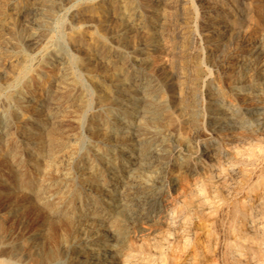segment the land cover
Returning a JSON list of instances; mask_svg holds the SVG:
<instances>
[{"label": "bare ground", "instance_id": "1", "mask_svg": "<svg viewBox=\"0 0 264 264\" xmlns=\"http://www.w3.org/2000/svg\"><path fill=\"white\" fill-rule=\"evenodd\" d=\"M114 2L112 0H109L108 3L105 2L106 4L99 3L94 6H79L73 10V13L74 15H80L83 12L89 11V13L91 12L92 16L97 19L99 25L111 26V23L113 22L111 19L113 17H111V15L116 11H119L115 6L117 5V3L114 5ZM141 2L143 3V5H148L150 3H145V0H142ZM252 2V4L255 3L254 8L256 9L257 13L251 20V26H249L248 24L249 28L247 31H245L246 33L242 40L237 44L235 49L233 48L234 51L230 55L232 57H228V59L235 62L232 63L230 62V60L226 63L223 62L225 63L223 73L220 72V74H223L220 78V81H222L224 84L223 89L221 90H224L222 91V93L225 96L220 98L219 93L209 94L210 98H208V100L210 102V106L208 107V109L206 108L207 113L209 114L208 122L212 127V133L214 132L218 135L221 134L225 138H230L229 140L231 141L241 140L242 136H244V133H236L234 131H230L229 127L227 128V124L231 125L232 127L234 126V122L231 119V114L235 109H237L239 106L241 108L243 107L247 112H249L250 115L254 116V113L258 111V108L262 107L264 109V92L262 91L260 94L256 93L258 88H264V64L261 65L260 62L257 61L259 63L256 62L255 64H252V67H247V69L244 70L245 72L238 75H236L235 73L234 66V64L236 65V63L238 62L239 58L241 59L242 57H244V54H254L257 51H263L264 48V0H253ZM57 6H59V0H42L40 1V3H36V5H29L25 2H17L12 4L10 10H12L13 14H15L16 16L21 15V13L25 10H30L34 14L37 13L38 15H40L39 25L45 32L47 29H49L50 22L54 18V15H56L54 14V11ZM168 16L170 15L168 14ZM250 17H252V14ZM151 18L152 19H150L147 23H150L149 27H152L151 40L153 41L156 36H164L165 17L163 18L164 20H159L156 17ZM136 20L137 22H133L136 30L144 29L145 21L137 18ZM238 20L239 19H235L232 24L229 23L223 26L222 32L227 33L228 35L226 36L233 37V35L237 33L235 30H239L243 27V24L245 25V23H242V25L239 26L238 23L241 20ZM167 21H169V19ZM128 30H126V32ZM139 33L141 32L139 31ZM67 41L69 44L76 46L83 51V56L75 59L74 62L85 71L86 80L87 82H89V84L92 85L94 89L96 103L103 111L102 113L106 115H112V113L110 112L113 109L112 106L117 105L122 101L124 103L125 110H127L128 112H134L136 108H141L142 116L139 119L138 124L135 123L136 128H134L135 131L133 132L132 138H125L124 140L128 143L121 144H116L118 140L115 142V144L110 143V140L115 134H117L116 132L121 130V126L124 121H122V123H119L120 125L117 124L118 127L111 128L108 122L105 121L106 119H99V117L97 119L95 118V116L91 117L93 118L92 122L90 121V129L92 130V134L105 143H95V141L94 143H87L85 148L79 150L78 153L72 157L73 153L75 152V148H77L75 146V143H72L74 141L73 136L71 134H66L62 131H59L57 129V126L56 128H54L55 126L53 127V125L57 121L54 122L52 120H55L57 113L61 111H71L76 114L81 113L85 106V100L87 98H85L84 100L85 96L83 97L82 92L80 93L79 91H77L75 79H73V77L68 72V57H66L63 52L59 51L58 53L50 48L45 51V59H47L50 54H53L59 61V64L61 66L58 67L59 70L57 69V74H43V78H41L38 82V99H36L37 101H34L35 99L28 100V98V101L23 104V107L21 106L22 104H17L18 111L29 113L32 117V121L28 123L31 124V127L29 129L30 131H32L31 136L35 142L32 148H29V150L33 152L31 166L35 170V173L33 174H35L34 183L36 185L33 188V191L35 190L37 196L42 195L43 191L48 187V184H42V182L45 181V177H47V175H52L53 177L62 175L66 178L69 175L73 176L74 174H77V179L79 180L82 188H85L88 191L94 189L97 192V194L95 193V197H97L96 203L100 202L101 204H104L107 207L106 212L119 210L120 208V210H122L123 208L126 209L127 207H131V209H128L127 211V220L122 221V223H115L112 226H110V223L109 227L106 226V220L109 219V217H107L108 213L98 210L96 205L92 208L88 207L87 209H84L82 203L83 192L77 197V202H70L69 205L72 204L74 209L69 208L68 205L66 207L63 206L64 209L62 210H59L57 208L58 210L51 211L48 216L51 219V222L75 225V231L72 233V235L69 236L68 242L65 243L66 246H64L67 253L65 255V258H63L65 259V264H264V167H261L262 170H259L260 174H255L259 176L257 181H254L255 183H257V186L254 187L253 185H249L248 189L246 187V190L244 189V199L240 200V190H242L243 187L248 184L250 178L247 174H243V172H241V169L239 168L240 165L238 166L239 161L237 160L238 153L236 151V148L235 152L233 153L232 150L234 151V148H228L227 145L220 146L219 144H215L216 148L210 150L204 143H185L183 140L182 141L184 143H159L158 141L160 140H145V136L143 134L144 130L142 129L145 123V119L153 124L155 131H153L152 129L151 130L154 132V134L158 136L160 135V131L157 125H154V120L156 119L158 114L155 110L156 106L151 103V94L153 92L149 90L146 95L144 92V95L140 96L141 102L139 103L138 101V104L130 102L131 100L126 101L127 99H133L134 93L129 92L128 89H126L127 91L123 89L122 86L124 80L118 78V75H121L123 66L120 65L121 62H118L116 58H119L121 60L122 55L120 56L117 50H114V48L112 49L109 46V43L103 35L99 34L98 36H92L90 37V40L87 41L85 40V37L82 35V33L72 31L67 34ZM217 42L219 41L217 40ZM143 45L144 46L142 50L145 49L146 44L144 43ZM160 45L162 44L160 43ZM92 52L97 56V58L105 61L106 65L110 66L111 71H107L106 69H97L96 65L88 57L89 53ZM167 54H170V52H168ZM148 55L150 56V53H148ZM15 56L17 57L18 61L15 66L14 79L21 80L29 72H31V67L27 65L28 58L22 52V43L21 40H19L18 36H16ZM175 56H173V58ZM157 59L159 61L161 57ZM163 61L165 62V60ZM165 65H167V63ZM182 66L183 65H181V68ZM177 67L178 66L176 65L175 68ZM175 68L174 71H176ZM178 69L179 68H177V70ZM237 72L240 71L237 70ZM186 74L188 73L186 72ZM182 79L181 81H183ZM54 81L56 82L58 87L56 89H52L53 87H50L51 83H53ZM3 89L0 88V91ZM42 93H46L45 96H43ZM125 96H129V98L126 99ZM10 100L11 99H9V101ZM185 102L186 101H184L183 103ZM260 112L258 113L260 114ZM44 116L46 123L43 122L44 118L42 120V117ZM232 116L235 117L234 115ZM46 120H51V122H53V125L51 124L53 128H51L49 131L46 130V133L40 137V133L38 130H40V128H42L44 124H47ZM205 122L207 123V121ZM123 126L125 127V125ZM151 130L149 132H151ZM141 131H143V133ZM68 132L70 133V130ZM87 133L90 134L91 132ZM252 139H255V137ZM161 140H163V138ZM123 145L126 147H124ZM167 149L173 155H175L172 161L166 158L165 151ZM124 152L125 154L129 152L130 156L125 157V159H120V155ZM251 156H253L252 158H250V160L252 159L251 165L260 168L264 160V151L260 149L259 152ZM105 172L110 173L109 179H105V175H103ZM51 179L53 178L50 177V180H48V182L51 181ZM18 181L21 180L19 179ZM165 181L169 184L172 192V198H170L171 201L165 199L166 196L162 195L161 192L156 191L157 188H159ZM234 181L237 182L236 184L238 186L232 185V182ZM105 182L116 183V185L117 183H120L121 187L120 189H114L113 187L107 186ZM89 194H86V196L88 197ZM22 195L24 194L22 193ZM73 197H75V195H73ZM160 200L163 202L162 206L160 205V215L157 214L159 216L155 218H147L146 214H144L145 208ZM229 203H232V208L231 210L229 209L228 213L229 217H223V214H225L224 206ZM48 210L49 209H47V211ZM2 218L3 217L0 216V229L3 226L2 224L4 221V218ZM47 223L50 225L49 222ZM50 234L53 235V233ZM6 236L7 235H5V237ZM46 236L48 235L46 234ZM32 239L34 240V238ZM49 240H51V238ZM28 241L30 242V240ZM26 242L27 241H25V243ZM23 243V250H28L29 246L27 247L26 245H24L25 243ZM28 251V253H30V250ZM12 252L10 250L5 251L0 248V264H15L12 261ZM36 253L37 252H35L34 256H36ZM62 253L65 252H61V254ZM30 254L31 255H27L32 256V253ZM55 256L56 254L49 253V255L46 257L48 259H53ZM35 259H37V257ZM58 259L59 258H57L56 260ZM33 262L35 263V260Z\"/></svg>", "mask_w": 264, "mask_h": 264}, {"label": "rangeland", "instance_id": "2", "mask_svg": "<svg viewBox=\"0 0 264 264\" xmlns=\"http://www.w3.org/2000/svg\"><path fill=\"white\" fill-rule=\"evenodd\" d=\"M40 1L42 0H0V88L1 89L4 88L3 90L0 91V216L4 218V219L2 218L4 221L2 224L3 226L0 229V232H1L0 233V248L5 251L10 250L11 252L12 251L14 252V253L12 252L13 254L11 253V255L13 257L12 261L15 264H31V263H34L33 262L34 260L36 264H44V263L65 264L64 262L65 259L63 258H65V255L67 253L65 251L64 246H66L65 243L68 242L69 236L72 235V233L75 231V225L74 224L53 223L51 222V219L48 216L53 210L54 211L58 209L62 210L64 209V207L68 206L70 202H77V197L79 196V194L81 195L82 192H83L82 193V197H83L82 203H83L84 209L85 208L87 209L88 207L92 208L96 205L98 210L108 213L107 217H109V219L106 220V226L108 227L110 223H111L110 226H112L115 223H122V221L127 220L126 218L128 217L127 211L128 209H131V207L129 208L127 207L126 209L123 208L122 210H120L121 208L119 210H114V211L111 209L113 212L112 211L106 212L107 207L104 204H101L100 202L96 203L97 197L95 196L97 192L94 189H92L91 191L90 190L88 191L87 189L82 188L81 184L79 183V180L77 179L78 178L77 174H74L73 176L69 175L66 178L62 175H58L54 177L52 175L51 176L49 175L50 177L53 178L49 182L48 180H50V177L47 175L49 179L45 177V181H43L42 184L43 185L48 184V187L43 191L42 195L37 196L35 190L33 191V188L36 185L34 183L35 174H33L35 173V170L31 166V159H32L33 152L29 150V148L31 149L32 146L35 144V142L31 136L32 131H30L29 129L31 127V124L28 123L32 121V117L29 113L18 111L17 104L19 105L22 104L21 106L23 107V104H25V102L28 100L35 99L34 101H37L36 99H38V96H37L38 82L40 81L41 78H43L44 76L43 74L44 73H50V74L56 73L57 74L59 70L58 67H60L61 65L59 64V61L56 59L55 55L53 54H50L49 57L45 59L44 54L47 49L49 48L53 49L58 53L59 51H61L66 57H68L69 59V63L67 65L68 72L73 77V79H75L77 91H79L80 93L82 92L83 97L85 96L84 100L85 98L87 99L85 100V106L83 110L81 111V113L76 114L71 111L58 112L56 115V119L52 120L54 122L57 121L55 122L56 125L55 124L53 125V122H51V120H48V121L46 120L47 124H44L43 127L40 128V130H38L40 133V137L46 133V130L49 131L54 126H55L54 128H56L57 126V129L59 131H62L63 133L71 134L74 139L72 143H75V146L77 147L75 148V152L72 155L73 157L74 155L78 153L79 150H82L83 148H85L87 143H94V141L95 143H100V142L105 143L104 141L100 140L99 138H97L96 136L92 134V130L90 129V121L92 122L93 118L91 117L95 116V118L97 119L98 117L99 119H106L105 121L108 122L111 128L118 127V125H120L119 123H122V121H124L122 123L121 130L116 132L117 134H115L116 136L118 135L117 138L114 135L113 138L110 140V143L115 144V142L118 140L116 144H119V143L121 144V143H128L127 141L124 140L125 138L126 139L129 137L132 138L133 132L135 131L134 128H136L135 123L138 124V121L142 116L141 108H136L134 112H128L127 110H125V106L122 101L119 102L117 105L112 106L113 109L110 111L112 115H109V114L106 115L102 113L103 111L100 109L99 105L96 103L94 89L92 85L89 84V82H87L86 80L85 71L81 69L74 62L75 59L83 56V51L80 48L68 43L67 34L72 31H77V32L82 33V35L85 37V40L87 41H89L90 37L92 36L93 37L98 36L99 34L103 35L106 38L107 42L109 43V46L112 49L114 48V50H117L120 56L122 55L121 60L118 58L120 61L116 58L118 62H121L120 65L123 66L121 75H118V78H121L124 80L123 81L124 87L122 86L123 89L125 90L128 89L129 92L134 93L133 99H127L129 98V96H125V98L127 99L126 101L131 100L130 102H134L138 104V101L139 103L141 102L140 96L144 95V92H145V95L149 90L153 92L151 94V103L154 106H156L155 110L158 114L156 119L154 120V125L155 126L157 125L160 131V135L158 136L154 134L153 131L155 130H154L153 124L150 123V121H148L147 119H145V123H144L145 128L144 126L142 127V129L144 130V133L143 131H141L145 136V140H148V139L157 140V141L160 140L158 141L159 143H178V142L179 143L180 142L182 143L184 142L185 143H204L210 150H213L214 148H216L215 144H219L220 146L227 145L228 148L230 147L234 148V151L232 150L233 153L235 152V148H236V151L238 153V156H237L238 159L237 158L236 159L240 163V164L238 163V166L240 165L239 168L241 169V172H243V174H247L250 178L247 184L248 186L245 185L243 189L240 190L239 199L240 200L244 199V196H245L244 193H245L246 187L248 189L249 185H253L254 187L257 186V183L255 182L257 181L259 176L255 174L257 173L260 174L259 170H262V168L264 167V160L260 168H257L256 166L254 167L253 165H251L252 159L250 160V158L253 157L251 155H254L257 152H259L260 149L264 151V144H263L264 143V131H263L264 130V109L262 107L258 108V111L254 113L256 117L254 115H250L249 112H247L245 108L243 107L241 108L240 106L233 111V113L231 114V119L234 122V126L232 127L231 125L227 124V128L229 127L230 131H234L236 133H242V134L244 133L243 134L244 136H242V139L238 141L236 140L231 141L229 140L230 138H225L221 134L218 135V134H215L214 132L212 133V130H211L212 127L208 122L209 114L207 113V109L210 106V102L208 100V98H210L209 94L219 93L220 98L225 96L222 93V91L224 90H221L223 89L224 84L222 81H220V78L223 75V74H220V72L223 73V68H224L225 63L229 62L230 60L228 59V57L232 54L237 44L244 37L246 33L245 31L248 30L249 26H251L252 18L257 13L256 9L254 8L255 3L252 4L253 0H145V3L147 4L150 2L148 5L146 4L143 5V3L141 2L142 0H115V2L114 0H112L114 2V5L117 3V5L115 6L120 12L116 11L115 13L111 15V17H113L111 18L113 21L111 23V26L99 25V22H97V19L94 16H92V13L91 12L89 13V11L83 12L80 15H74L73 13V10L76 7L94 6L99 3L106 4L108 3L109 0H59V6H57L54 11V14H56L54 15L55 19L53 18L51 20L49 29H47L45 32L41 29L39 25L40 15H38L37 13L34 14L30 10H25L24 12L21 13V15L16 16L15 14H13L12 10H10L13 3L25 2L29 5H32V4L36 5V3H40ZM152 4H155L156 6ZM151 6H152V9H151ZM168 14L170 16H168ZM251 14H252V17H250ZM151 17H156L159 20L165 17L164 36H160V37L156 36L153 39V41L151 40V31H152L151 28L152 27H149L150 23H147L150 19H152ZM136 18L145 21V28H144L145 31L144 29H142L144 32L142 30H136V28L134 27L133 22H137ZM143 18H146V19H143ZM168 19L169 21H167ZM235 19L241 20V21L238 20L239 26L242 25V23H245V25L243 24L242 28H240L239 30L237 29L235 30L237 32L236 33L237 35L235 34L233 35V37L226 36L228 34L222 32L223 26L229 23L232 24V22L235 21ZM126 30L128 31L126 32ZM139 31L141 33H139ZM16 36H18L19 40H21L22 52L28 58L27 65L31 67L30 68L31 72H29L21 80L14 79L15 78V74H14L15 66L18 61L17 57L15 56ZM217 40L219 42H217ZM146 42L148 43L150 42V43L148 44ZM144 43L146 44L145 49L142 50ZM160 43L164 45L162 46L160 45ZM173 50L175 53L173 52ZM143 51L145 54L143 53ZM168 52H170V54H167ZM257 52H255L254 54L246 53L243 55L244 57H242L241 59L240 58L238 59V62L236 63V65L234 64L236 75L240 73L242 74L243 72H245L244 70H246L247 67L248 68L252 67V64H255L257 61H259L261 65L264 64L263 62L264 61V48H263V51L261 50L260 52L259 51ZM148 53H150V56L148 55ZM153 54L154 55L156 54L157 56L156 55L154 56ZM173 56L175 57L173 58ZM88 57L96 65L97 69H100V70L106 69L107 71H111L110 66L106 65L105 61H102L99 58H97V56L94 55L93 52L89 53ZM160 57L161 59H159L158 61L157 58H160ZM246 59H248L249 62ZM163 60H165V62ZM230 62L234 63L235 61L233 62L232 60H230ZM166 63L167 65H165ZM173 63L178 66L177 67L179 68L178 70L177 68H175L176 65H174ZM181 65H183L182 68H181ZM240 66L243 67L244 69L241 68ZM162 67L164 68V71ZM165 67H167L168 69ZM174 68L176 71H174ZM237 70H239L240 72H237ZM186 72L188 74H186ZM218 78H219V81H218ZM181 79L183 81H181ZM54 82L51 83V86H50V87H53L52 89L58 88L56 82L55 83ZM179 83L181 86L179 85ZM143 88L146 90H144ZM262 91L264 92V88L263 89L258 88L256 93L260 94ZM45 94L46 93H44L43 96H45ZM9 99L11 100L9 101ZM184 101L186 102L183 103ZM161 110H162V113H161ZM181 110H184V111H181ZM238 112H241V113H238ZM258 112H260L261 116ZM232 115H234L235 117H233ZM78 116H81V117H78ZM42 120L43 122H45V116L42 117ZM204 120L207 121V123ZM51 124L53 125V127ZM207 124H209L210 126ZM123 125H125V127ZM129 128H132V129H129ZM67 130L68 131L70 130V133ZM150 130L151 132H149ZM87 132H91V133L89 134ZM164 134H166L167 136ZM161 137L163 138V140H161L162 139ZM254 137L255 139H252ZM30 139H32L33 142ZM106 143H109V142H106ZM165 152H166L165 153L166 158L172 161L175 155H173L168 149ZM124 154L125 152L121 154L119 158L125 159V157L130 156L129 152H127L125 155ZM60 160H63V159H60ZM242 165H244L245 167ZM109 174L110 173L108 172H105L103 174L105 175V179L110 178ZM19 179L21 181H18ZM236 183L237 182L234 181L232 182V185L238 186ZM106 185L109 187H113L114 189L116 188L120 189L121 187L120 183L119 184L117 183L118 186L116 185V183H112V182L106 183ZM156 191L161 192L162 195L166 196L165 199L171 201L170 198H172L171 197L172 192H171L169 184L166 181L163 182L161 186L157 188ZM22 193L24 195H22ZM86 194H89V196L91 197L89 196L87 197ZM73 195H75V197H73ZM160 202L162 201L160 200V201L154 202L153 204L145 208L144 214H146L147 218H150V217L155 218L160 215V208L163 204V202L162 203ZM46 205L49 207H47ZM60 205H61V208H60ZM231 205L232 203H229L224 206L225 214H223L224 215L223 217H226V216L229 217L228 213H229V209L231 210L232 208ZM69 208L74 209L72 204L69 205ZM47 209L49 210L47 211ZM47 222H49L50 225ZM71 225H73L74 227ZM49 229H51L52 232ZM50 233H53V235L54 234L55 235L53 236ZM46 234L48 236H46ZM5 235L7 236L5 237ZM61 235L62 236L66 235V236L62 237ZM32 238H34V240ZM50 238L51 240H49ZM23 239L27 241L26 242L27 244L25 243ZM28 240H30L31 243ZM45 241L46 242L48 241L47 242L48 244ZM22 243L26 245L27 247L29 246L28 250H30V253H32V256H34L35 252H37L36 256L34 257L29 256L31 254L28 253L29 252L28 250L26 251L23 250ZM8 246L10 247L12 246V247L10 248ZM18 248H20L21 250ZM61 252H65V253L61 254ZM26 253L29 255H27ZM49 253H54L56 254V256L53 259H48L46 256H48ZM36 257L37 259H35ZM57 258H59L60 260L59 259H58L59 261L56 260ZM38 259L41 260V263H40V260Z\"/></svg>", "mask_w": 264, "mask_h": 264}]
</instances>
